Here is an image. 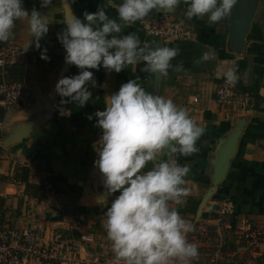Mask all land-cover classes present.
<instances>
[{
  "label": "crops",
  "instance_id": "0c3cea01",
  "mask_svg": "<svg viewBox=\"0 0 264 264\" xmlns=\"http://www.w3.org/2000/svg\"><path fill=\"white\" fill-rule=\"evenodd\" d=\"M71 15L82 18L106 8V15L117 17L108 0H53L46 8L40 0H23V7L47 15L48 32L35 46L27 24L17 21L10 43L21 47V55L7 67V82H19L31 91L30 103L20 109L4 111L0 106V218L10 227L36 231L46 239L60 237L80 244L84 264H123L112 251L104 228L107 206L99 199L107 193L104 177L95 167L102 130L96 111H103L108 97L130 79L148 92L170 98L179 107L191 104V117L205 129L191 156L176 154L180 165L190 164L185 177L189 195L180 204L170 202L179 215L190 221L194 230L187 239L198 246L199 256L192 264H210L219 254L226 264H264V0H259L244 49L234 54L228 44L227 18L210 25L207 17L187 19L188 3L181 0L171 14L190 23L194 41H161L148 36L137 21L120 35L135 33L150 47L179 49L172 63L182 62L186 72H172L168 78L145 71V63L129 65L119 73L103 67L93 72L95 86L88 85L91 97L80 107L64 103L55 92L63 77L78 75L80 69L65 62L66 52L57 39L65 30L64 20ZM113 4L121 0H112ZM147 18V17H146ZM31 41L28 50L24 46ZM3 43H0V46ZM46 50L48 60L40 59ZM207 53L208 59L201 57ZM236 68L240 79L233 99L218 105L213 91L224 72ZM62 110H66L64 113ZM92 115L93 119L86 117ZM233 150L224 175L216 179L221 161ZM167 159V157H164ZM152 167L149 163L145 170ZM119 193H113L108 201ZM229 203L233 214L220 216L218 210ZM263 234L256 247L240 239L242 229ZM88 242H81V238ZM30 264H41L32 260Z\"/></svg>",
  "mask_w": 264,
  "mask_h": 264
},
{
  "label": "clouds",
  "instance_id": "9594fccd",
  "mask_svg": "<svg viewBox=\"0 0 264 264\" xmlns=\"http://www.w3.org/2000/svg\"><path fill=\"white\" fill-rule=\"evenodd\" d=\"M46 8L53 0H40ZM181 0H121L108 5L115 8L117 17L106 15L99 7L96 12H84L64 20L65 30L57 35L66 56L65 62L80 69L78 75L63 77L55 92L64 103L83 107L90 99L88 85L95 86L93 72L103 67L119 73L129 65L145 63V71L162 78L172 72H186L183 63L173 64L179 49L141 46L135 33L120 35L122 29L145 19L150 10L174 13ZM238 0H187L184 13L204 18L210 25L228 18ZM47 15L23 7V0H0V43L15 35L17 21L27 24L35 46L48 32ZM31 41L24 46L27 51ZM40 59L47 61L46 50ZM202 60H207L205 53ZM226 83L235 86L240 76L236 68L224 72ZM130 79L108 97L105 110L96 111L97 126L102 130L98 159L94 161L104 177L107 189L98 201L107 206L104 228L112 242L117 261L123 264H192L199 256L198 246L187 239L194 230L190 221L182 218L170 202L180 204L189 195L185 177L190 164L180 165L176 154L191 156L199 152L196 146L205 129L179 108L172 99L146 91ZM88 120L93 116L88 115ZM167 157V159H164ZM151 163L148 170L146 166ZM119 193L109 203L108 197Z\"/></svg>",
  "mask_w": 264,
  "mask_h": 264
},
{
  "label": "built area",
  "instance_id": "2783aa9c",
  "mask_svg": "<svg viewBox=\"0 0 264 264\" xmlns=\"http://www.w3.org/2000/svg\"><path fill=\"white\" fill-rule=\"evenodd\" d=\"M145 33L161 41L192 42L194 41L193 26L171 14L156 15L151 20L140 21ZM20 46L5 42L0 46V106L4 111L26 107L32 98L31 91L19 82H7V67L21 55ZM237 83L232 86L225 78L214 91L218 105L228 104L236 94ZM68 99V98H64ZM193 98L191 104L197 103ZM191 104L182 107L191 117ZM67 113L66 110H62ZM220 216L232 215L231 205L224 203L218 210ZM263 234L250 228L242 229L239 239L247 247H256L262 241ZM89 239L82 237L81 242ZM80 244L67 241L60 237L46 239L41 233L28 230L22 231L10 227L0 218V264H30L36 260L41 264H84L80 258ZM93 264H99L94 261ZM210 264H226L219 254L213 255Z\"/></svg>",
  "mask_w": 264,
  "mask_h": 264
},
{
  "label": "water",
  "instance_id": "95a60500",
  "mask_svg": "<svg viewBox=\"0 0 264 264\" xmlns=\"http://www.w3.org/2000/svg\"><path fill=\"white\" fill-rule=\"evenodd\" d=\"M64 1V0H62ZM65 4V2H64ZM259 0H238L234 6L230 16L227 18V33L228 44L230 50L234 54H240L245 46V39L250 30L251 23L254 19L255 12L257 10ZM65 11L69 17L71 14L65 4ZM157 11L155 9L150 10L147 19L151 20L156 16ZM157 76L155 75L154 82L156 83ZM233 150H229L221 161L220 167L216 173V179L221 178L227 167V162L230 159Z\"/></svg>",
  "mask_w": 264,
  "mask_h": 264
},
{
  "label": "rangeland",
  "instance_id": "374dc122",
  "mask_svg": "<svg viewBox=\"0 0 264 264\" xmlns=\"http://www.w3.org/2000/svg\"><path fill=\"white\" fill-rule=\"evenodd\" d=\"M65 240L69 241L68 239H65ZM74 242H76V241H74ZM77 243H78V242H77Z\"/></svg>",
  "mask_w": 264,
  "mask_h": 264
},
{
  "label": "trees",
  "instance_id": "16d2710c",
  "mask_svg": "<svg viewBox=\"0 0 264 264\" xmlns=\"http://www.w3.org/2000/svg\"><path fill=\"white\" fill-rule=\"evenodd\" d=\"M67 100V99H66Z\"/></svg>",
  "mask_w": 264,
  "mask_h": 264
}]
</instances>
